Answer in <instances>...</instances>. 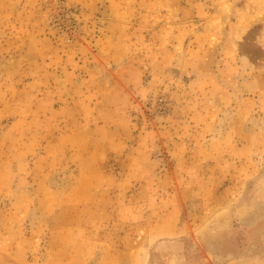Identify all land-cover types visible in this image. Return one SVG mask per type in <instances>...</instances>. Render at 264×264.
Returning a JSON list of instances; mask_svg holds the SVG:
<instances>
[{"label": "rangeland", "instance_id": "374dc122", "mask_svg": "<svg viewBox=\"0 0 264 264\" xmlns=\"http://www.w3.org/2000/svg\"><path fill=\"white\" fill-rule=\"evenodd\" d=\"M0 264H264V0H0Z\"/></svg>", "mask_w": 264, "mask_h": 264}]
</instances>
